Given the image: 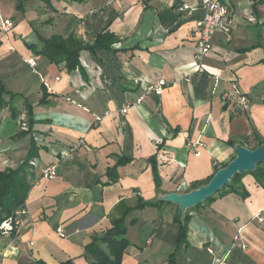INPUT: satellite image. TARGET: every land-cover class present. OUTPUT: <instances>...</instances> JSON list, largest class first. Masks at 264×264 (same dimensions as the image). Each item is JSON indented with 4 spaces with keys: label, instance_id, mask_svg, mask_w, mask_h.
Segmentation results:
<instances>
[{
    "label": "crops",
    "instance_id": "0c3cea01",
    "mask_svg": "<svg viewBox=\"0 0 264 264\" xmlns=\"http://www.w3.org/2000/svg\"><path fill=\"white\" fill-rule=\"evenodd\" d=\"M221 1L231 32L214 36L197 71L201 0H0V172L38 148L28 215L17 233L0 232V264H91L86 246L126 211L122 264H167L172 253L177 264H264V187L252 175L238 193L199 208L182 212L165 200L206 186L237 146L264 142V0ZM2 19L13 23L9 33ZM103 32L119 39L115 52L81 51L82 71L29 47L54 35L92 44ZM160 81V95L138 102ZM232 83L249 98L248 111L225 105ZM121 158L131 161L111 183L107 170ZM52 164L57 177L43 179ZM177 214L190 217L183 244Z\"/></svg>",
    "mask_w": 264,
    "mask_h": 264
},
{
    "label": "trees",
    "instance_id": "16d2710c",
    "mask_svg": "<svg viewBox=\"0 0 264 264\" xmlns=\"http://www.w3.org/2000/svg\"><path fill=\"white\" fill-rule=\"evenodd\" d=\"M41 1L47 6L52 7L51 0ZM117 43H119V39L114 34L103 32L96 35L92 44L78 39L75 35H70L67 38L54 35L49 39L40 40L39 48H36L34 45H30L29 47L33 49L36 55L47 58L53 64L65 63L68 71L77 69L82 71L79 61L81 51H89L93 56L101 52L113 53L115 52L113 47ZM231 144L234 145L233 143ZM263 144L264 142L258 140L253 149ZM37 150L38 148L34 145L27 160L18 169H8L0 172V225L21 208L28 199L29 192L33 187L34 174L32 172V162L38 158ZM130 161V159L121 158L113 168L107 170V177L111 183L119 179L120 175L118 174V169L124 167ZM149 162L152 164L156 184L160 186L156 158H151ZM246 174L252 175L257 183L264 187V164H259L256 165L252 173L234 176L230 181V185L228 187H223L216 195L226 190L236 193V185L240 183V180ZM200 187L199 184H195L191 186V190ZM216 195L210 197L204 203L212 201ZM156 204H164V202L158 201L157 203H151L149 205L154 206ZM202 204L198 205L196 208H199ZM147 205L148 203L139 202L138 208L144 209ZM128 213V211L124 212L119 219L112 222L111 227L106 230L101 237L93 238L91 243L86 246V256L90 259L91 264H122L125 251L129 247V242L126 238L128 230L126 218ZM189 219L190 217L187 214L184 222H181L180 214L175 215L174 220L180 225L179 244H183L186 240ZM134 221L135 220H133L131 224H133ZM167 264H177L176 253L169 255Z\"/></svg>",
    "mask_w": 264,
    "mask_h": 264
},
{
    "label": "built area",
    "instance_id": "2783aa9c",
    "mask_svg": "<svg viewBox=\"0 0 264 264\" xmlns=\"http://www.w3.org/2000/svg\"><path fill=\"white\" fill-rule=\"evenodd\" d=\"M202 9L205 14L204 17L199 20L196 24L197 28V50H196V62L195 69L197 71H204L205 68H202L200 62L204 56H208L212 54L214 51L213 47V38L216 34L222 33L225 35H229L232 28V23L228 19V11L225 4L221 0H201L200 2ZM189 6H184L180 8L179 11L189 10ZM14 28L13 23L9 19H2L1 21V30L3 33H9ZM199 63V64H198ZM28 64L35 72L34 68H36V61L31 59L28 61ZM198 64V65H197ZM36 73V72H35ZM59 80V78H57ZM48 90H51L48 83H45ZM166 85V82L160 81L158 84L154 86H149L146 94L142 96L138 102H142L146 95L150 94V92H154L157 95H160L163 91V87ZM223 101L227 106H235L241 112H246L250 107L249 98L242 92L239 85L237 83H232V91L225 93L223 95ZM127 109L122 110L123 113L127 112ZM21 123H26L27 117L26 114L20 115ZM82 143V142H80ZM80 145V144H79ZM76 146L72 149V152L77 150L79 147ZM199 155V153H197ZM32 165L35 166L34 161ZM58 164H52L45 169L42 170L41 175L43 179L52 180L57 177L58 172ZM185 186V185H184ZM28 215L27 204H25L19 208L11 217L6 219L0 225V232L3 234H13L17 233L18 230L24 225L25 217ZM58 233L64 237L63 230H58Z\"/></svg>",
    "mask_w": 264,
    "mask_h": 264
},
{
    "label": "water",
    "instance_id": "95a60500",
    "mask_svg": "<svg viewBox=\"0 0 264 264\" xmlns=\"http://www.w3.org/2000/svg\"><path fill=\"white\" fill-rule=\"evenodd\" d=\"M235 151L236 157L225 168L219 170L206 186L188 194H171L165 200L179 205L182 212H184L204 203L210 197L216 195L223 187H228L234 176L252 173L256 165L264 164V144L256 149L237 146Z\"/></svg>",
    "mask_w": 264,
    "mask_h": 264
},
{
    "label": "rangeland",
    "instance_id": "374dc122",
    "mask_svg": "<svg viewBox=\"0 0 264 264\" xmlns=\"http://www.w3.org/2000/svg\"><path fill=\"white\" fill-rule=\"evenodd\" d=\"M256 146V145H255ZM255 146H253V148L255 147ZM258 148V147H257ZM256 149V148H255ZM33 166V165H32ZM33 168H34V166H33Z\"/></svg>",
    "mask_w": 264,
    "mask_h": 264
}]
</instances>
